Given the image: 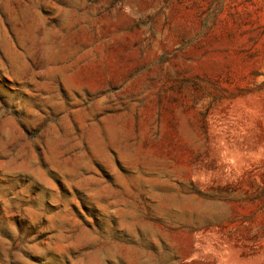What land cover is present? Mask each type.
Instances as JSON below:
<instances>
[{"label":"rangeland","instance_id":"rangeland-1","mask_svg":"<svg viewBox=\"0 0 264 264\" xmlns=\"http://www.w3.org/2000/svg\"><path fill=\"white\" fill-rule=\"evenodd\" d=\"M0 264H264V0H0Z\"/></svg>","mask_w":264,"mask_h":264}]
</instances>
